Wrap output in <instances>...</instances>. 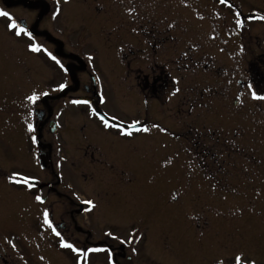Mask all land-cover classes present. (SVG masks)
<instances>
[{
	"label": "flooded vegetation",
	"instance_id": "1",
	"mask_svg": "<svg viewBox=\"0 0 264 264\" xmlns=\"http://www.w3.org/2000/svg\"><path fill=\"white\" fill-rule=\"evenodd\" d=\"M23 2L24 0H0V9L11 16ZM175 3L174 0H166L165 5L160 3L152 7L133 4L130 10L125 6L120 12L125 18L123 23L127 29V33L122 30L120 35L125 34L127 42H121L123 45L118 46L117 55L122 63L127 64V69L122 70L120 77L123 84L113 91V97L134 113L124 123L117 122L113 119L114 116L105 111L107 96L91 75L90 82L75 79L76 76L81 78L84 72L79 54L70 52L68 43L54 42L48 37L39 38L34 23L28 24L25 18L17 20L11 16L32 34L31 37L26 34L17 36L8 27L10 20L0 16V75L10 77L11 83L12 77L21 78V82L16 85L0 84V264H110L109 252L112 255L111 264H158L150 262V254L168 257L170 260L165 264H238L235 259L237 256L244 258L242 264H250L253 260L255 264H264L259 259L250 257L262 255V242H258V238L250 234H245L247 239L237 230L230 232L228 223L229 219L240 217L243 209L229 203L231 200L236 201L241 195L238 183L230 179L235 173L238 177H241L240 174L245 177V173L251 170L254 173L264 172V167L229 170L223 165H192L183 160L167 176L173 182L181 183L187 196L185 205L176 208V217L173 213L166 215L174 218V228H160L154 222L152 213L147 212V207L144 206L148 204H145L143 193L147 190L158 191L159 181L165 178L157 164L162 134L153 125L160 126L166 120L173 123L178 118H183L173 120L169 117L178 112H171V107L177 110L182 103L189 116L184 119L191 121L190 127L194 124L197 126L195 131L198 130V117L205 119L211 113V104L202 102L204 98L208 101L211 97L207 89L192 90L193 86L176 84L174 78L181 77V73L193 72V69H189V64L198 67L194 71L210 76L225 70L221 66L213 68V58L208 57L206 60V55H201L199 60L195 58V54L183 49L174 63L175 67L166 69V43L177 38L175 31L194 29L198 34V27L205 29V36L210 40L213 37L207 35L209 29L227 31L229 42H232L245 38L243 33L247 26H243L242 34L239 35L236 25L238 19L244 25L247 21L264 17V0H242L239 5L207 0L208 4L184 9ZM133 7L138 14L137 21L134 22ZM123 13H126V17ZM200 13H212V18L203 19L199 17ZM217 13H224L218 17L222 21L231 15L232 22H235L234 28L229 30L225 29V25L217 26ZM150 18L158 20L151 21ZM207 21L214 24L209 25ZM183 24L186 27L181 28ZM110 25L116 31L120 29L111 21ZM246 36L247 39L252 38L250 34ZM117 38L120 39V36ZM39 39L43 42L39 43ZM31 43L43 45L48 59H51L47 54L50 52L64 62L72 61V64L66 65L71 80L75 83L66 86L64 92L71 93L69 100H87L89 103H73L70 105L71 112L67 106L66 114L69 117H62L66 118V124L62 122V118L59 123L54 117V95L48 84L38 82L34 68L36 58L41 55L28 47ZM197 45L187 46L186 49L194 50L200 43ZM249 45L246 49H237L241 55L250 54L246 55L247 63L239 60L242 72L239 74L249 80L251 92H262L264 51H256L258 45L255 43ZM251 47L254 48L253 51L250 50ZM71 65H74L73 69ZM241 82L243 80L239 81L240 84ZM174 88H179L180 91L172 95ZM32 93L47 95H41L37 102H33L27 99ZM81 97L85 99L82 100ZM201 103L204 111L198 113L197 107ZM22 105L25 106L21 107ZM85 106L87 107L84 108ZM74 107H79L77 118L72 117ZM18 108H22L23 116L15 111ZM93 109L98 115L93 113ZM194 110L196 112L192 116ZM39 116L42 118L39 119ZM100 116L109 122V127L104 126ZM51 121L55 123L52 126ZM133 121L140 122L138 127L152 126V132L145 133L132 128V135H124V129L117 127L131 126ZM29 124L33 125L32 131H29ZM52 128L54 131H51ZM33 137L36 138L35 142ZM59 140L60 144L54 146ZM73 141L78 145L77 159L68 153ZM191 145L193 147L192 143ZM204 151L207 153V149ZM13 172L21 173V179L24 175L35 177L33 187L13 183L9 179ZM220 192L222 196L219 195ZM36 195H40L43 201H37ZM154 198L155 194L151 200ZM176 199V196L171 198L172 201ZM88 200L93 201V204H86L85 201ZM197 204H201L203 210L205 208L207 216L202 217L193 211ZM45 210L48 211L51 227L44 222ZM219 212L223 218L219 216ZM213 214L214 217L210 219L208 215ZM22 217L29 220V231L1 228L2 221ZM130 217L138 219L131 223ZM257 219L258 213L255 212L249 224L250 233H253ZM138 221L143 224L139 229L134 228ZM199 221H202L201 225ZM234 223L235 220L232 224ZM236 227L233 225V228ZM52 228L77 248L108 251L90 252L86 257L81 255L78 261L77 253L61 247L60 238ZM109 232L112 235H108ZM234 232L235 235L231 236ZM244 241L249 246L244 248L246 253L241 255L238 250L243 248L241 244Z\"/></svg>",
	"mask_w": 264,
	"mask_h": 264
},
{
	"label": "rangeland",
	"instance_id": "2",
	"mask_svg": "<svg viewBox=\"0 0 264 264\" xmlns=\"http://www.w3.org/2000/svg\"><path fill=\"white\" fill-rule=\"evenodd\" d=\"M164 1L166 2V0ZM174 1L176 5H181L183 9L188 6L207 3V0ZM165 2L162 0H24L20 8L13 11L11 16L17 18V20L18 18H25L28 24L34 23L37 30L36 35L39 38L48 37L54 42L63 41L68 43V50L79 54L82 72H84L81 78L76 76L75 79L80 82L82 80L90 82V75L93 76L101 91L107 96V102L104 104V107H106L105 111L114 116L117 122L124 123L128 122L134 113L113 97V91L117 86L123 84V80L120 77L123 72L122 70L127 69V64L122 63L117 55L118 46L123 45L121 42H127L126 35L123 33L120 35L122 30L127 33V29L123 23L125 18L122 17L120 12L124 10L125 6L130 10L133 4L149 5L152 7V5L160 3L161 5H165ZM219 2L232 5L242 4V0H219ZM32 6L34 7L32 8ZM133 9L132 17L134 18V22L137 21L136 15L138 14L134 7ZM126 13H123L125 17ZM222 15L224 13H217V26L219 24L225 25V29L229 30L234 28L235 22H232L231 15L225 21L218 18ZM199 17L206 20L208 18L211 19L212 13H200ZM150 20L158 19L150 18ZM110 21L120 29L116 31L111 27ZM208 23L209 25L210 23L214 24V22L210 21ZM243 26H247L243 33L245 38L236 39L232 42H229L227 31L221 32L209 29L207 35L213 37V40H210L205 36V29L198 27V34H196L194 29L175 31V34H178L175 39L176 41L166 43V69L175 67L174 63L177 61L178 55L183 52V49L187 53L195 54V58L199 60L201 59V55H206V60L208 57H211V59L213 58V68L221 66L225 70L224 72L214 73L215 75L210 76L201 74L196 70L194 71L198 67L189 64V69H193V72L181 73V77L174 78L176 84L186 87L193 86L192 90L200 91L207 89L211 97L208 101L204 98L202 102H209L211 104V113L205 119L201 116L198 117V130L195 131L197 126L194 124L190 127L191 121L184 119L189 116L186 115V108L182 103L181 106H178L177 110L171 107V112H178L169 117L173 120L177 117L183 118H178L173 123H169L166 120L160 125V128L167 129V131H161V150L157 164L165 178H161V181H159L157 186L158 191L151 192L147 190L143 193V197L146 202L145 204H148L144 205L147 207V212L152 213L154 222L162 229L174 228V218L166 215L173 213L174 217H176V208L184 206L187 202L186 191L183 185L167 178L168 174L176 170V167L181 165L183 160L192 165H223L228 167L229 170L241 169V167H244L241 170H248L249 167L254 166L264 167V100L253 99L252 92L248 86L249 80H246L244 76L239 74L242 73L239 69V60L242 59L241 61L247 63L246 55L250 54L241 55L237 52L238 48L246 49L247 45L250 46L249 44L253 45V43L258 45L256 51L258 49L264 51V19L250 20L244 25H237V31H240L239 35L242 34ZM184 27H186L184 24L181 25V28ZM247 34L252 35V38L248 37L247 39ZM119 36L120 39L117 38ZM38 42L42 43L43 41L39 39ZM119 43L121 44L119 45ZM197 43H200V45L196 49L191 51L186 49L187 46H198ZM41 46L45 48L43 45ZM250 50L253 51L254 48L251 47ZM243 51L246 52V50ZM44 52H38L41 56L36 58L34 69L38 75V82L43 85L48 84L49 89L53 92L54 100L52 105L54 117L61 123L60 119L65 115L68 116L66 114L67 106H69L68 110L72 111L70 105H73V100L68 99L71 93L64 92L66 87L64 89H57V85L63 83L68 86L70 83H75L71 80L72 77L66 65L72 61L68 60L64 62L59 59L64 65L62 69L55 61L48 59ZM57 58L60 57L57 56ZM71 67L73 69L74 65H71ZM9 78L8 76L0 75V84L16 85L19 81L21 82V78L17 76L11 78L13 79L12 83ZM241 80L243 82L240 84L239 81ZM257 93L264 95V91H257ZM19 94L22 97L23 94L20 89ZM40 94L39 96H41ZM234 101H236V105H234ZM24 106L22 105L21 107ZM197 108L198 113L204 111L203 103ZM21 110L22 108H18L15 111L21 114ZM74 110L72 117L77 118L79 107H74ZM195 112L194 110L192 116L195 115ZM55 113H57L56 116ZM21 115L23 116L24 114ZM167 115L168 111L166 110L165 116L167 117ZM62 122L66 124V118H62ZM148 128L149 132H152L153 127L150 126ZM60 142L61 140L56 141L54 146L57 143L59 145ZM70 147L68 151L69 155L77 159L78 145L76 141H73V145ZM204 149H207V153H205ZM208 152L209 155H207ZM235 174L230 180L236 184L238 183V190L241 195L239 194L240 196L236 201L231 200L229 203H234L233 206H240L243 209L240 217H233L228 220L230 224L229 231L237 230L242 237L247 239L248 237L245 234H250L258 238L257 241L262 242V245H264V172L254 173L251 170V172L245 173L246 178L242 174H240L241 177H238L237 173ZM189 175L193 176L194 174ZM153 194H155V198L151 200ZM219 195L222 196V192ZM173 196L177 197L176 201L171 200ZM204 210L201 204L193 207V211L202 217L207 216V212ZM255 212L258 213V219L254 229H252L253 233H250L251 228L249 224ZM219 213V216L223 218L222 213ZM208 217L211 219L214 217V214L208 215ZM130 219V222L133 223L137 221L138 217H130ZM232 219L235 220L234 224H232ZM27 221L29 220L23 217L16 220H4L1 222V228H20L21 230L29 231L30 226ZM201 222L199 221L200 225L202 224ZM13 224L14 227L12 226ZM135 224L134 228L139 229L143 227V224H139V221L138 224ZM233 225L237 227L233 228ZM230 235H235V232ZM247 241L242 242L241 247L243 248L238 250L241 252V255L246 253L244 248L249 246ZM262 249V255L250 257L264 262V246ZM150 255V262L165 264L170 260L164 255Z\"/></svg>",
	"mask_w": 264,
	"mask_h": 264
},
{
	"label": "snow or ice",
	"instance_id": "3",
	"mask_svg": "<svg viewBox=\"0 0 264 264\" xmlns=\"http://www.w3.org/2000/svg\"><path fill=\"white\" fill-rule=\"evenodd\" d=\"M0 16L7 17L10 20V23L8 24V27L13 29L17 36L26 34L29 37H31V35H32L31 32H29L27 29L21 27L17 23V21L15 19H12V17L10 16V14L7 11H4L3 9H0ZM260 19H264V17H260ZM236 24L239 26L241 24V21L238 19L236 21ZM28 47L34 52H39V51H45L46 52L47 51L46 49H43L41 45L36 44V43H31V44L28 45ZM47 54L51 57V59L53 61H55V63L57 65H59L62 69L64 68V65L61 63V61L59 59H57L56 56L52 55V53H50V52H48ZM65 87H66V85L63 84V83L57 85V89H64ZM249 88L251 89L252 85H249ZM179 91H180L179 88H174V90L172 92V95H175ZM251 94H252L253 99L264 100V95L258 94L257 91H255V90H252ZM40 95H47V93H41ZM27 99L30 100V101H33V102H37L40 99V96H38L36 93H32L31 95H29L27 97ZM73 103H76V104H80V103L88 104L89 102L87 100H85V101L75 100V101H73ZM93 113L98 115V113H96L95 109H93ZM100 119L104 123L105 127H109L110 126L109 122L103 116H100ZM113 119H115V117H113ZM139 124H140L139 121H133L131 126L118 125L117 127L124 129V131H123L124 135H132V128H135L136 131H142V132H145V133H147L149 131V128L147 126L138 127ZM153 127L159 129L160 131H167V129L160 128V126L156 125V124H154ZM28 128H29V131H32L33 130V125L29 124ZM32 139H33V142H35L36 138L33 137ZM21 175H22L21 173L13 172L11 174V176L9 177V179L13 183H20V184H22L23 186H25L27 188H32L33 187L32 181L35 179V177H30V176L24 175L23 178L21 179ZM35 199L37 201H40V202L43 201V198L40 195H36ZM85 203L88 204V205H92L93 201L88 200V201H85ZM43 215H44L45 224H48L51 227V220L49 219L48 211L45 210ZM52 231L54 232V234L58 238H60L59 242H60L61 247L68 248V249L72 250L73 252L77 253L78 261H79V258H80L81 255L86 257L87 254L90 253V252L108 251L107 249H95V248L81 249V248H77L73 244L68 243L65 239H63L61 237V233L59 231H56L55 228H52ZM108 235H112V233L109 232ZM133 239H135V237H133ZM133 251H135V249H133ZM235 259L238 262V264H242V262H243V258L242 257L237 256V257H235ZM111 260H112V255L109 252L110 264H111ZM221 264H222V262H221ZM250 264H255V261L254 260L251 261Z\"/></svg>",
	"mask_w": 264,
	"mask_h": 264
},
{
	"label": "water",
	"instance_id": "4",
	"mask_svg": "<svg viewBox=\"0 0 264 264\" xmlns=\"http://www.w3.org/2000/svg\"><path fill=\"white\" fill-rule=\"evenodd\" d=\"M81 99H82V100H84L85 98H84V97H82ZM40 112H41V111H40ZM39 118H42V116H39ZM53 124H54L53 122H51V123H50V125H51V126H52ZM51 130L53 131V130H54V128H52Z\"/></svg>",
	"mask_w": 264,
	"mask_h": 264
}]
</instances>
